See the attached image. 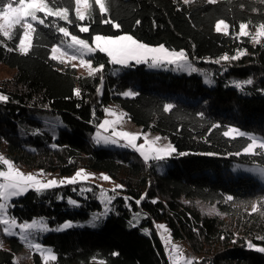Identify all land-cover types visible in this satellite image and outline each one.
I'll use <instances>...</instances> for the list:
<instances>
[{
  "label": "trees",
  "instance_id": "obj_1",
  "mask_svg": "<svg viewBox=\"0 0 264 264\" xmlns=\"http://www.w3.org/2000/svg\"><path fill=\"white\" fill-rule=\"evenodd\" d=\"M6 2L0 0V7ZM45 2L52 9L68 8L69 20L39 13L48 26L34 23L27 53L17 46L20 26L12 29L11 38L0 33V63L15 69L0 78V94L8 97L0 101V149L27 169L103 170L122 187L106 191L86 181L12 198L11 217L40 218L49 228L34 233L56 253L44 264H168L154 232L156 220H164L173 237L185 239L201 255L193 264H264V253L248 247L249 242L264 247V176L258 171L264 169V150L243 154L247 137L222 134L238 127L264 140V40L238 34L241 23L250 28L264 24V0H105L104 14L89 0L84 21L75 14V0ZM218 20L229 25L226 33L215 30ZM81 24L90 31L80 33ZM59 27L88 40L94 34H131L148 44L184 50L196 71L114 65L97 51L88 58L93 68L103 69L78 74L51 59L50 47L63 37ZM225 55L228 61L221 60ZM200 71L209 74L208 82ZM127 89L136 95L123 96ZM112 102L143 129L168 139L176 149L172 157L145 161L134 149L92 142L91 133ZM169 103L173 108L165 111ZM41 113L57 115L62 124L50 125L39 118ZM102 190L115 197L106 214L101 213ZM191 197L216 203L225 217L202 213L190 204ZM252 203L256 213L248 211ZM90 216L101 217L95 227L89 226ZM67 220L77 223L54 229ZM23 245L18 236L2 233L0 264H18L13 254ZM40 263L33 252L32 264Z\"/></svg>",
  "mask_w": 264,
  "mask_h": 264
},
{
  "label": "snow or ice",
  "instance_id": "obj_2",
  "mask_svg": "<svg viewBox=\"0 0 264 264\" xmlns=\"http://www.w3.org/2000/svg\"><path fill=\"white\" fill-rule=\"evenodd\" d=\"M210 2H215V0H210ZM96 5L99 7V12L104 14L108 11L105 6V0H95ZM15 5V6H14ZM75 14L78 17L79 21L85 20V14L81 11V6L85 9L89 8V0H75ZM37 13H44L45 19L49 16L60 18L64 21L69 20L68 8H58L55 11L49 7L48 3L45 0H7L6 3H2L0 7V32L3 33L5 37L11 38L10 32L15 26H20L23 30L22 36L19 40V50L22 53H27L32 46V33L35 32L34 23L38 22L41 25H45V19H40ZM31 21V22H29ZM104 23H110L109 20H104ZM139 23V21H137ZM48 26V25H45ZM115 29H120V24H113ZM229 25L224 20H219L215 25V30L217 32L227 31ZM247 25L241 23L239 25V34L243 36H248L249 33L246 31ZM80 33H87L90 31V28L87 26H80L78 28ZM58 32L63 34L64 37H69V29L67 27H59ZM257 37H264V24H261L257 33ZM94 45V46H93ZM93 45H90L88 40L82 39L77 35H71V43L67 45L69 49H74L79 57L76 55L69 56L67 52L62 51L61 47L54 46L51 48V59L57 60L60 63H65V57L70 60L80 59V63L83 66L89 68V75H95L98 71L103 69V65H100L99 68H93L91 66V61L84 59L86 55L95 54L97 51L104 53L110 59V63L119 66H129L131 62H135L136 65L146 64L150 67L158 68L162 66H175L178 70H186L195 72L196 69L192 67V64L189 62V57L184 50H169L165 45L160 44L158 46H150L146 43L141 42L140 40L134 38L131 34H121L115 36H106L97 34L93 37ZM237 56L231 57L232 60L237 59ZM229 56L225 55L221 57V60L228 61ZM219 63L220 61H216ZM73 68L77 65L73 64ZM246 83L251 84L252 81L248 80ZM236 87H241L239 83L236 84ZM77 96L80 95L79 89L75 93ZM126 97H133L136 93L132 91H126L123 93ZM8 97L4 94H0V101L6 102ZM164 110L168 111L173 108V104H165ZM106 115H112L116 117L115 119L105 118L102 123L99 124V129L107 131L109 128L113 129L112 136L102 135L97 131L96 135L93 137L96 144H118V140L115 137H119L125 141L123 146L129 147L137 151L145 161L155 160V161H165L167 158L172 157L176 152V149L172 146L171 143L159 144L161 137L157 136L155 139L149 140L147 136H144V143L137 144V140L140 138V134L131 133L128 131H116L115 125L120 123L121 116L117 115L116 112L109 113L108 109H105ZM201 115H203L201 113ZM216 127V125H213ZM224 137L229 138H245L247 137L250 142L243 147V154H254L257 149L264 150V140L257 136H248L247 133L241 131L238 127H228L223 133ZM241 152H237L236 155H241ZM181 156L185 153H180ZM0 163L7 166L6 171H0V178L3 182H0V224L5 225L3 232L6 235H15V232L10 231L9 229L19 228V238L25 241H31L35 239L33 230L44 231L47 229V225L42 221L32 220L31 223H19L17 224L16 219H9L7 216L9 210L8 202L12 198H19L21 195L26 194L29 190H35L37 193H42L45 190H49L58 186L63 185H74L78 182H86L89 179V175L83 170H78L72 177L63 178L57 180L47 179L42 180L39 174H25L19 169L13 166L11 160L5 159L3 156H0ZM259 174L264 176V169H259ZM102 179L109 180L110 177L103 175ZM121 185H117L116 188H121ZM85 191L84 189L81 190ZM114 191V190H113ZM101 195L105 197V203L111 204L112 200L115 199L114 196H106V194L101 191ZM127 199V198H125ZM232 196H228L227 200L231 201ZM68 203L71 205H76L75 200H68ZM139 203V201H136ZM256 205L252 206L251 212H257ZM108 209H105V214ZM101 217L93 216L92 220L89 222V226L95 227L99 223ZM71 222H66L62 225L61 229L63 230L72 227ZM164 225H159V228L164 229ZM161 239L167 240L168 237H165L161 234ZM37 250H40V254L45 257V260L51 259L55 260L56 256L51 255L50 251L47 255L41 250V244L35 243L33 245ZM249 249H254L260 253H264V247H257L253 243L249 242ZM175 249V245H173ZM186 264H193L192 260L186 261Z\"/></svg>",
  "mask_w": 264,
  "mask_h": 264
},
{
  "label": "rangeland",
  "instance_id": "obj_3",
  "mask_svg": "<svg viewBox=\"0 0 264 264\" xmlns=\"http://www.w3.org/2000/svg\"><path fill=\"white\" fill-rule=\"evenodd\" d=\"M75 9H76V5H75ZM87 9H85L83 6H81V11H83L85 15H86ZM53 10L55 11L56 9H53ZM37 15H38V17L40 19H42L41 15L39 13H37ZM29 22H31V21H29ZM216 23H215V25H216ZM80 26H85V25L81 24ZM258 29H259V27L250 28V27L247 26V28H246V31L250 34L253 42H259V41L264 40V37H257L256 33H257ZM0 33H1V35H3L2 32H0ZM22 33H23V30L21 32L20 38L22 36ZM238 34H239V29H238ZM95 35H97V34H94L92 36L91 40H88V39L80 37V36H78V37H80L82 39H85V40H88L90 45H93V37ZM101 35H103V34H101ZM119 35H121V34H119ZM106 36H115V35H106ZM20 38H19V40H20ZM69 43H71V34L69 35V37H64L63 36L62 39L58 43L53 44L50 47V56H51V48L54 47V46H58V47H61L62 51L67 52L69 56L76 55V56L79 57V54L74 49H69L67 47V45ZM143 43H145V42H143ZM146 44H148V43H146ZM148 45H150V46H158L160 44H148ZM17 46H18V49H19V42H18ZM169 50H172V49H169ZM89 55H86L84 57V59L90 60L88 58ZM109 61H110V59H109ZM189 62L191 63L190 60H189ZM131 63H135V62H131ZM63 64H68L70 66H72L73 64L77 65V67H75V71L78 74L89 73V68L86 67V66L81 65L79 58H77L76 60H70L69 61L67 59V57H65V63H63ZM91 66H92V64H91ZM146 66L149 67V68H154V67H150L148 65H146ZM192 67L195 68L193 64H192ZM158 68H162V69H167L168 68V69H171L172 71H176V72L191 73V71L178 70L177 68H175V66H162V67H158ZM14 72H15V69L10 68V67L4 65L3 63H0V78L9 77ZM200 73L203 75V81L204 82H208L209 81L208 80V75L209 74L204 73L202 71H200ZM126 91L134 92V90H132V89H127L124 92H126ZM123 93H122V95H123ZM105 109H108L109 113L114 111V112H116L117 115L121 116L120 123L115 125V130L116 131H128V132H131V133L140 134V138L137 140V144L144 143V136L145 135L147 136V138L149 140L155 139V137L159 136V134L157 132L151 131L149 129H143L142 126H140V125L136 124L135 122H133L128 116H126L124 111L116 103L112 102V103L108 104L104 108L103 117L101 118L100 122L98 123V125L96 126L94 131L91 133L90 139L94 143H95V141H94L93 137L96 135L97 131H99L102 135L112 136L113 129L109 128L107 131H104L103 129H99V127H98L99 124L102 123L105 118L110 119V120L116 118V117H114V116H112L110 114L106 115ZM39 118L45 120L47 123H49L52 126H57V125H61L62 124L61 119L57 115L52 114V113H41V114H39ZM115 138L118 140V144H116V145L107 144V145L108 146H117V147L126 148L125 146H123L125 144V141L123 139H121L119 137H115ZM158 143L159 144H165V143H171V142L168 139L161 138V140ZM101 144H103V143H101ZM172 146H173V144H172ZM0 156H3L5 159H8L4 155V153H3V151L1 149H0ZM142 159H143V157H142ZM8 160H10V159H8ZM0 164H1L0 171H6L7 170V166L3 165L2 163H0ZM13 166L15 168L19 169L20 171H22L25 174H29V173H31V174H39V173H42V175L39 176V178L42 179V180H45V181L47 179H53V178H55L57 180H60V179H63V178H70L78 170L83 169L89 175V179L87 181L92 182V183L100 186L101 188L105 189L106 191L107 190H112L113 191V190L116 189V186L118 185V182L115 181L114 179H112L105 171H103V170H94V169H90V168H87V167H81L80 166V167L76 168L75 170H73L72 172L61 174V173H45L43 170H41L39 168L27 169V168L21 167L19 165H16L14 163H13ZM103 175L109 176L110 179L109 180L102 179ZM149 181H152V178H149ZM0 182H3L2 178H0ZM101 201H102V212L101 213H104L105 209L106 208L108 209V204L105 203V197H103ZM188 201L190 202V204L194 205L199 211H201L204 214L219 215L220 217H223V218L225 217L218 211V207H217L216 203H210V202L202 201V200H200V199H198L196 197H191V198L188 199ZM0 202H2V201H0ZM10 202H11V200L8 202L9 205H10ZM253 205H255V204L252 203L248 207V211H251ZM241 208H242V206H241ZM7 216H8L9 219H13V217H11L8 213H7ZM92 217L93 216H90L88 218V221L92 220ZM33 219H35L37 221H42L40 218H33ZM33 219L22 220V221L16 220V221H17V224H19V223H31ZM66 222L77 223V222H72L70 220H67V221H64L63 223L57 225L54 229H61L62 225L65 224ZM159 225H164L165 226L164 229L159 228ZM4 227H5V225L0 224V235L2 233L5 234L3 232V228ZM153 227H154L155 234L160 239V241H161V243L163 245V251H164L165 256L167 258V263L168 264H186V261H188V260H192L193 261L195 258L201 256L199 254L196 255L192 251V249L190 248L189 244L187 243V241L185 239H180V238L173 237L169 227L167 226V224H166V222L164 220H156L153 223ZM48 229L49 228L47 227V229H45L44 231H47ZM9 230L12 231V232H15V236L19 237V228L18 227L15 228V229L10 228ZM36 231H40V230H33L34 233ZM44 231H40V232H44ZM161 234H163L165 237H168L169 239H167V240L161 239ZM22 241L24 242L23 247L18 252L13 254V260L16 263H18V264H32V254H33V252H36V253H38L40 255V258H41V263L40 264H44L46 261L51 260V259L45 260V257L40 254V250H37L33 246L35 243H40L39 241H37L35 239H33L31 241H25V240H22ZM40 244H41V250H43L45 252V255H47L48 252L50 251L51 255L56 256V253L52 250V248L50 246L44 245L42 243H40ZM173 245H175V249H173ZM4 247H6V245H4Z\"/></svg>",
  "mask_w": 264,
  "mask_h": 264
},
{
  "label": "bare ground",
  "instance_id": "obj_4",
  "mask_svg": "<svg viewBox=\"0 0 264 264\" xmlns=\"http://www.w3.org/2000/svg\"><path fill=\"white\" fill-rule=\"evenodd\" d=\"M145 166H147V162H145Z\"/></svg>",
  "mask_w": 264,
  "mask_h": 264
}]
</instances>
